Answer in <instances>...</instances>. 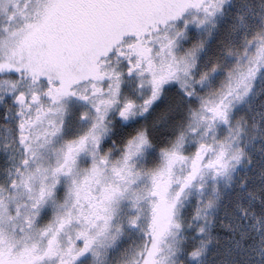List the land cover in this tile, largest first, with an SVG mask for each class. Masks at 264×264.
I'll return each instance as SVG.
<instances>
[{
  "label": "snow or ice",
  "instance_id": "obj_1",
  "mask_svg": "<svg viewBox=\"0 0 264 264\" xmlns=\"http://www.w3.org/2000/svg\"><path fill=\"white\" fill-rule=\"evenodd\" d=\"M0 264H264V0H0Z\"/></svg>",
  "mask_w": 264,
  "mask_h": 264
}]
</instances>
